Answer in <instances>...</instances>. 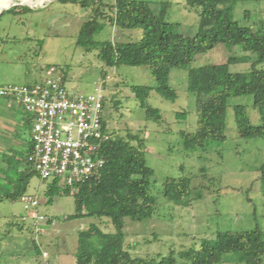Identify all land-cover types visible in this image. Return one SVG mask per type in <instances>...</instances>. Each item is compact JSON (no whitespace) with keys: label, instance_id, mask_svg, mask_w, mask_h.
<instances>
[{"label":"rangeland","instance_id":"obj_1","mask_svg":"<svg viewBox=\"0 0 264 264\" xmlns=\"http://www.w3.org/2000/svg\"><path fill=\"white\" fill-rule=\"evenodd\" d=\"M115 3L117 0H103ZM157 11L161 3L168 4L169 22L179 23L181 32L193 37L200 17L197 9L186 0H141ZM0 86L27 85L42 80L47 69L57 67L66 74V87L73 94H95L100 86L107 96L106 112L111 129L121 135L128 131L143 132L146 139V160L154 171L150 191L157 199L152 219L133 222L126 219L123 231L126 249L132 256L166 257L171 253L178 259L180 251L198 249L203 239H213L217 232L260 229L264 233V138L241 137L236 125L234 107H246L253 125L262 123L252 96H236L228 100L226 141L213 142L206 150H185L180 132L197 128V96L188 90V70L176 69L170 74V86L178 98L172 102L150 92L148 103L158 108L162 121L146 116L131 86L154 88L156 81L149 67L119 66L108 68L98 57V49H88L78 43L82 24L91 15L90 8L59 0H0ZM15 9L14 12H4ZM234 19L254 31L264 30V1L238 3L232 8ZM248 13V17H246ZM120 8L113 27L107 25L95 36L105 41L131 42L143 36L142 30H121ZM264 32V31H263ZM251 55L239 46L218 45L208 53L196 56L192 67L223 64L230 57ZM251 62L230 65L234 73L248 72ZM106 75V77H105ZM0 105L16 112L15 119L0 108V264H57L68 261L77 249L78 234L91 224L105 232L115 229L106 218L74 219L68 217L76 210L73 196H58L52 204L46 196L47 183L35 176L28 195L40 200L39 215L30 218V210L21 200H3L10 175L2 162L3 154L24 151L31 139L26 113L14 100L0 98ZM187 118L177 119V113ZM15 148V149H13ZM189 177L193 187L204 188V198L184 202H168L162 190L169 177ZM202 188V187H201ZM23 226V229L19 228ZM41 250L36 249V245ZM50 257L44 256V252ZM76 262V260L74 259ZM223 264H243L235 261ZM264 264V262H263Z\"/></svg>","mask_w":264,"mask_h":264},{"label":"trees","instance_id":"obj_2","mask_svg":"<svg viewBox=\"0 0 264 264\" xmlns=\"http://www.w3.org/2000/svg\"><path fill=\"white\" fill-rule=\"evenodd\" d=\"M59 1L78 3L91 9L89 19L81 26L78 43L90 50L98 49V57L106 67H149L156 86H131L148 118L162 121L161 111L148 103L150 92L155 90L160 97L176 101L178 95L170 86V74L176 69L188 70V90L197 96V128L194 132H180L185 150H206L213 142L226 141L228 100L236 96H252L262 121L260 125H253L246 107L235 106L236 125L241 137L264 138V30L254 31L252 26H242L234 19L232 11L238 3H260L264 0H186V5L197 9L200 17L193 37L183 34L179 23L167 20V3H161L156 11L149 2L141 0H117L115 3L103 0ZM118 8L121 17L119 28L142 30V38L131 42L98 43L95 36L107 25L114 27L117 24ZM15 11L5 9L1 15ZM246 17L249 18L248 13ZM220 44L239 46L251 55L230 57L223 64L192 67L197 55L208 53ZM239 62H251L250 70L231 72L230 65ZM185 118L186 112L177 113V119ZM25 121L31 133L32 121L28 117ZM111 134L112 138L102 147L105 164L98 178L80 185L74 194L71 188L61 185L58 180L47 183L48 203L52 204L58 196L74 197L76 210L68 217L69 220L106 218L115 229L114 232H105L98 225L91 224L88 229L80 231L75 251L76 264H223L230 261L263 264L264 233L260 229L217 232L213 239H203L198 249L180 251L178 259L173 253L157 258L132 256L126 249L123 228L126 219L144 222L153 218L157 199L149 184L154 171L147 164L143 132L128 131L121 135L111 129ZM24 147L20 155L5 153L1 157L10 173L7 183L12 186L5 188L3 200H21L28 194L31 180L38 176L30 161L33 153L31 139ZM261 179H264V170ZM201 187H193L189 177H169L163 184L162 194L166 201L172 203L201 200L204 198V188ZM2 188L0 186V190ZM19 228L23 229V226L19 225ZM36 249L40 251L37 245Z\"/></svg>","mask_w":264,"mask_h":264},{"label":"built area","instance_id":"obj_3","mask_svg":"<svg viewBox=\"0 0 264 264\" xmlns=\"http://www.w3.org/2000/svg\"><path fill=\"white\" fill-rule=\"evenodd\" d=\"M104 91L100 86L90 95L69 92L64 71L57 67L47 69L35 83L0 86V97L14 100L32 121L30 161L42 181L58 180L74 194L100 176L105 164L102 147L112 138ZM21 202L30 218L44 219L37 197L26 194Z\"/></svg>","mask_w":264,"mask_h":264},{"label":"crops","instance_id":"obj_4","mask_svg":"<svg viewBox=\"0 0 264 264\" xmlns=\"http://www.w3.org/2000/svg\"><path fill=\"white\" fill-rule=\"evenodd\" d=\"M1 4V3H0ZM0 108H2V109H4L5 111L4 112H6L7 114H8V117L9 118H11V119H14V120H16L15 119V116H16V112L14 111V109H11V111L9 110V109H7L5 106H3V105H0ZM25 146V145H24ZM13 149H15V148H13ZM16 150V149H15ZM23 149L20 147V148H18L17 149V153H15V155H20V153H23V151H22ZM37 246L39 247V250H41V246L39 245V244H37ZM44 253H47V254H49V256L47 257V258H49L50 257V253L49 252H47V251H43ZM43 253V254H44ZM73 255H75V252H74V254ZM74 257L72 256L71 257V260H68V261H63L62 259L61 260H59V262L57 263V264H76V262L74 261ZM47 263H49V264H51L50 262H47Z\"/></svg>","mask_w":264,"mask_h":264}]
</instances>
